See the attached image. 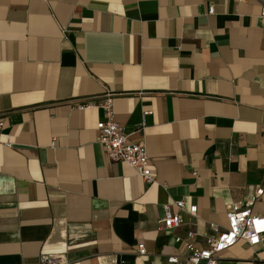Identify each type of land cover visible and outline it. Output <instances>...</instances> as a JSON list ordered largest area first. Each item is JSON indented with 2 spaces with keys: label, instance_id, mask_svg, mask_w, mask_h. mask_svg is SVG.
Returning <instances> with one entry per match:
<instances>
[{
  "label": "crops",
  "instance_id": "0c3cea01",
  "mask_svg": "<svg viewBox=\"0 0 264 264\" xmlns=\"http://www.w3.org/2000/svg\"><path fill=\"white\" fill-rule=\"evenodd\" d=\"M261 1L0 0V264H166L175 235L225 227L256 189L264 217ZM106 88L151 183L96 141L102 111L76 108ZM170 199L197 212L159 229ZM262 244L218 264H264Z\"/></svg>",
  "mask_w": 264,
  "mask_h": 264
},
{
  "label": "built area",
  "instance_id": "2783aa9c",
  "mask_svg": "<svg viewBox=\"0 0 264 264\" xmlns=\"http://www.w3.org/2000/svg\"><path fill=\"white\" fill-rule=\"evenodd\" d=\"M243 2L245 0H236ZM213 12V7H208V13ZM260 19L264 20V1L260 5ZM115 93L106 88L100 96L86 99L76 104L78 110L99 108L102 117L96 123V141L106 151L113 162H121L129 166L134 173L145 183L154 180V173L149 164L147 149L143 143L129 140L124 128L114 120L113 99ZM150 111L144 112L148 114ZM5 127V121L0 115V137ZM11 147L9 137L2 143ZM50 146H54V139ZM262 189H256L242 201L232 202L226 212V226L221 227L214 222H208L212 233L202 235L194 230H188L184 237L175 235L174 241L178 243L177 253L164 256L166 264H218L220 255L231 248L239 240L244 241L249 247L261 245L264 237V217L251 211L252 202L262 195ZM162 216L158 220L159 229L174 230L182 225L180 212L187 211L194 216L197 212L196 205L187 209L183 199H170L161 205ZM136 254L146 257L147 252L143 243L136 245ZM67 261L61 254L41 255L39 264H66Z\"/></svg>",
  "mask_w": 264,
  "mask_h": 264
}]
</instances>
